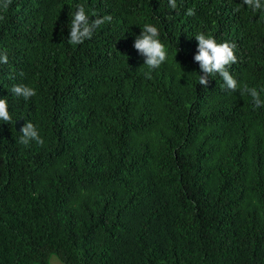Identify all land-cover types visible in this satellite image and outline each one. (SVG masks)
Here are the masks:
<instances>
[{"label": "trees", "instance_id": "16d2710c", "mask_svg": "<svg viewBox=\"0 0 264 264\" xmlns=\"http://www.w3.org/2000/svg\"><path fill=\"white\" fill-rule=\"evenodd\" d=\"M5 3L0 264H264V0ZM80 5L111 20L72 44ZM146 23L167 53L155 69L134 48ZM200 33L235 46L237 90L199 84ZM16 119L43 144L20 143Z\"/></svg>", "mask_w": 264, "mask_h": 264}, {"label": "clouds", "instance_id": "9594fccd", "mask_svg": "<svg viewBox=\"0 0 264 264\" xmlns=\"http://www.w3.org/2000/svg\"><path fill=\"white\" fill-rule=\"evenodd\" d=\"M10 0H6L5 6ZM245 5L252 7L253 11L260 9V0H243ZM169 6L173 9L176 7L175 0H169ZM192 15V11H188ZM110 16L97 18L89 21L82 5L78 6V10L74 13L70 24L69 40L72 44H80L85 39L91 37L93 30L103 24L105 21H110ZM159 36L158 29L151 24H144L143 30L135 37L134 48L145 58L144 64L150 68H159L166 60L167 53L165 46L157 38ZM195 40L198 42V54L195 55V61L199 62L200 72L199 84L206 85L208 78L212 74L218 73L224 81V85L228 90H237V81L227 70L228 65L236 62L237 57L234 55V45L228 42L217 43L215 39L206 37L203 33L196 35ZM0 62L7 63V56L0 55ZM12 93L16 96H22L28 99L34 96L35 90L26 85H13ZM245 92L250 93L253 97L254 107H260L262 101L259 98V93L255 88L249 89L247 85L244 86L241 94ZM8 105L5 99H0V120L9 121L11 119L8 112ZM20 143L27 145L30 140H35L38 144H43L37 130L31 122H26L20 128Z\"/></svg>", "mask_w": 264, "mask_h": 264}, {"label": "rangeland", "instance_id": "374dc122", "mask_svg": "<svg viewBox=\"0 0 264 264\" xmlns=\"http://www.w3.org/2000/svg\"><path fill=\"white\" fill-rule=\"evenodd\" d=\"M50 264H63L56 255L51 254L48 258Z\"/></svg>", "mask_w": 264, "mask_h": 264}, {"label": "water", "instance_id": "95a60500", "mask_svg": "<svg viewBox=\"0 0 264 264\" xmlns=\"http://www.w3.org/2000/svg\"><path fill=\"white\" fill-rule=\"evenodd\" d=\"M20 124H21V119H16V120L14 121V128H15L16 130H19V129H20Z\"/></svg>", "mask_w": 264, "mask_h": 264}]
</instances>
